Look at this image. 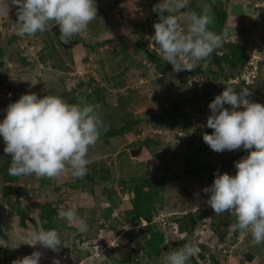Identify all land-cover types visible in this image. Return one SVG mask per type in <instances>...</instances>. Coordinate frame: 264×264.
<instances>
[{"label":"clouds","instance_id":"obj_1","mask_svg":"<svg viewBox=\"0 0 264 264\" xmlns=\"http://www.w3.org/2000/svg\"><path fill=\"white\" fill-rule=\"evenodd\" d=\"M11 4L17 7V21L14 22L13 28L21 40L27 41L28 44L29 37L38 34L37 32H45L51 21L55 23L49 25L50 32L53 25H59V37L67 43L75 35L85 32L97 17L96 0H11ZM187 4L188 0H162L156 4L152 11L158 14L159 20L153 25L155 34L151 40L162 53V57L147 44L148 51L171 64L175 72L183 71L186 75L188 73L185 71H197L196 61L206 60L214 51L221 48L226 36V33L217 34L209 29L214 23L209 9L205 8L199 14L195 11H184ZM182 24L186 26L183 30ZM139 26L143 35V27ZM53 36L55 37L54 34ZM111 40L104 39L102 44L110 43ZM256 45L258 44H253V47ZM249 53L250 49L248 55ZM238 72L240 70L236 71ZM6 92L11 93L9 90ZM194 92H197L196 88ZM2 94L4 97L5 92H1L0 96ZM251 95L248 88L236 91L225 85L222 94L217 95L209 104L211 114L207 118L206 127L214 131L212 134L204 132L201 139L203 138L216 153L243 148L249 151V154L235 162L237 171L234 176L220 174L219 171L214 173L213 184L204 188L203 192L210 194L206 203L217 216L228 212L235 217V223L229 226L230 230L238 231L241 236L250 234L253 243L261 245L264 244V105L251 101L249 99ZM98 108V105L92 104H69L60 96L52 94L39 98L35 93L24 94L17 102L10 103L5 110L6 117L0 123V136L6 145L4 152L11 157L8 174L16 177L34 175L60 182L62 174L67 171L73 178L83 179L88 174V165L91 163L88 159L89 149L95 147L101 134L100 129L103 127ZM194 125L182 128L183 130L176 132V135L180 132L185 136L189 135ZM172 130L174 129L168 127L166 129L149 127L142 132L139 131L137 139L156 140L157 136L173 133ZM200 135L198 134V138ZM191 139L196 141L197 135ZM185 141L191 140L186 137ZM138 148L143 149L142 146L133 149ZM129 155L131 156L130 152ZM115 215L111 218L117 220ZM58 218L74 225L80 233L89 230L87 222L71 208L65 210L61 206ZM121 223L123 222H119L120 225ZM123 224L127 227L140 225L128 222ZM102 225L105 223L101 222ZM131 230L137 231L134 228ZM31 237L36 241L32 246L40 244L54 253H58L61 248L60 234L55 229L40 228L32 233ZM96 239L87 240L95 244L93 242ZM123 240L108 244L105 242V246L118 248L115 243H123ZM175 241L177 240L165 246L163 240L165 247L163 250H167L166 247H170ZM78 248L82 250L80 244ZM74 250L73 245L70 251ZM106 252L105 250L101 255L106 257ZM195 252V246L189 242L167 252L165 258L167 264H188ZM84 254L82 260L77 262V259H73V263L80 264L83 261L88 262L90 258H96L90 257V253L85 251ZM7 256L6 250L0 249V264H8ZM41 257L42 253L35 251L31 255L13 260L12 264H40ZM53 264H60V260L54 258Z\"/></svg>","mask_w":264,"mask_h":264},{"label":"rangeland","instance_id":"obj_2","mask_svg":"<svg viewBox=\"0 0 264 264\" xmlns=\"http://www.w3.org/2000/svg\"><path fill=\"white\" fill-rule=\"evenodd\" d=\"M196 1H197L198 7H201L203 9L207 8L210 11L212 9V6L216 4L217 2L216 0H196ZM161 2L162 0L159 1V3ZM96 5H97V17L90 23L87 30L85 31L87 32L88 36L84 39L83 38L80 39V42L81 43L85 42L86 43L85 49L89 50L90 44L91 46L97 47V42L95 43L93 41H90L92 38V34L96 37L98 41H99V36H101V44L98 46L105 45L106 42L102 44V41H104V39H110L113 37L115 39L114 41L110 42L112 44L104 46L103 47L104 50H102V52L98 51V49L97 50L95 49L96 51L94 52L95 54L99 55L100 59H98L97 57L94 58V62H92L93 68L90 72L87 73L88 79L84 80L82 76L81 77L79 76L80 77L79 79L74 80L73 82H70V83L69 81L67 82L65 91L68 90V91H71L70 93L73 92L71 96V101L75 99L77 102L76 104H83L82 102L84 101L86 104H88L86 96H87V93L91 92V90L89 89L90 82H93L94 84H100L103 87H107L105 77L106 75L108 77L111 72L113 75H116V74H119L121 71H127L128 72L127 75L129 76L131 72H134L136 74H134L132 77L137 78L140 76V74L143 75L147 72V71H144L145 68L149 70L155 67L153 62L150 59H148L144 54L139 53L136 48L137 45L142 43L141 36H140V34L142 35V31L139 28L140 27L139 25L143 27V32H144L143 37L145 38V41L147 44L152 43L151 37L154 36V33H155L153 31H152L153 35L146 33V30H148L149 32L151 31V28L153 25V23H151V20L155 13L152 11V9L149 8L148 3L145 0H101V1L96 0ZM141 11H143L144 13L143 16L140 15ZM184 11H192L190 9L189 1L187 4V8L184 9ZM145 20H148L149 22H146ZM53 22L54 21H51L50 23H53ZM46 27H47V30L45 32H42V33L38 32V34H35L34 36H30L29 44L25 42L24 40L22 41L21 38L15 37V39L11 40L10 45L12 46L5 51L4 47L7 45V42L9 38L11 37L10 33H12L13 30L11 28V30L8 32L7 30H5V27L2 26V23L0 22V28H1L0 29L1 31L0 32V48L3 51L2 54L0 52V63L5 64L4 67H0V93L5 92L4 97H3V94L2 96H0V99H1L0 100V118H1L0 123H2L4 118L6 117L5 110L7 106L10 103L17 102L20 98L18 96H15L14 94L9 95L10 92L7 93L6 90H9L11 91V93H14L16 91H19V89L21 88H26V86L28 85L29 87L27 88L34 89V90H30L29 94L35 93L38 95L39 98H43L44 96L49 95V94L57 95L63 98L62 93H64L65 91L62 93L59 91L57 93V89L52 88V87L49 88L47 84H44V86L41 87V85H43L42 84L44 80L43 78H45L46 80V79H50V77L47 76L45 73L42 74L43 72L41 73L38 67L35 66L41 63V61L38 58V53L41 51V49L45 48L49 44L48 41L51 38L50 34L52 33L50 32L49 24ZM185 27L186 26L182 24V30L185 29ZM124 29L125 31H128L130 29L128 32L129 38L121 40L122 35L123 37H125ZM226 29H228L227 26H226ZM255 32L256 30L250 29L249 26L246 24H242V26L240 24V27H238V29L235 30V34L241 33L246 38H248V36L254 35ZM259 33H261V30L259 31ZM14 34L16 36H20L17 34L16 31ZM75 36L78 37V35H75ZM87 38H90V39L87 40ZM261 38L264 40V29L261 34ZM257 42H254L253 44L257 43L258 45H264L260 41H257ZM252 43L250 42L248 44L250 50L253 49V45L251 46ZM120 45H121V48L125 51V53L118 50ZM30 48L34 49V51H32ZM73 48H75V46ZM149 48H150V45H149ZM48 54L49 53H46V56L50 57L48 60L49 66L44 63L43 65H46V67L44 68H49V70L54 71V72L61 71L64 73L67 71V69H69L67 67L65 69L64 62L62 61L64 59L63 55H60L59 57H55V56H52L54 55V53L51 55H48ZM137 65H141L142 67H144L143 71L139 69V66ZM211 68L212 66L208 67V69H211ZM261 69L263 70L259 71L260 74L258 78L255 80V82L252 83V85L239 86V85L229 84L228 83L229 79L226 80L224 78V75H222V78L218 80H215V81H213V79L210 80L212 81L211 84L214 85V88H210V87L204 88L206 86H203L202 89H200V91L204 95L202 98L204 99L205 108L202 109L203 105H200V104L197 105L195 102H193L190 106L188 105L184 107L185 109H187L185 111H188L187 119L189 118L188 120L191 121V125L200 124L199 126L200 131L199 133H197L196 141H193L191 137H188V135H186V137H188L191 141L185 142L186 137L184 135L182 142L180 143L176 142L180 140V137L176 135V132L181 131V130L174 129L172 130L174 131L173 133L171 134L168 133L164 137L160 139L158 138L159 140H157V137L159 136L156 137V140L162 143L160 149L158 148V150H162V153L157 152L155 155L152 156L151 159L148 158L150 160H146V161L143 160L141 161V163H139L135 160L142 159L141 155L138 157H131L130 155L128 156V154L125 156V159H120L121 156L123 155L122 152L119 153L118 155L111 153L113 154L111 155V160L103 161L104 158L103 159L99 158V161H101L102 163H106L104 167H108V168L110 167L112 168L111 170L113 171V175H114L113 183L114 184L112 185V187L110 186V189L113 193L111 203L120 205L119 206L120 211L119 212L116 211V215H117L116 218L119 222H123V223L128 222V223H131L132 225H136V223H134L133 221L132 215L130 214L132 210L128 208L132 207V200L134 197V192H133L134 189L132 187L135 184L141 185L142 184L141 181L143 179L145 180V179L151 178L155 180H162V179L167 180V185H165L164 187H158V188L157 187L151 188L149 186L145 187V191H156L160 194L159 196L160 199L158 198V200L154 204L155 210H156V213L154 216H162V215H165L167 212L179 213L180 211L184 210V213L180 212L178 214L179 216H176L177 218H175V220L182 219L183 217L186 216L185 213L196 212V209L198 210L199 207H204V205L205 206L208 205L206 203V200L210 197V194H205L203 192V189L205 187H210L213 184L215 177L207 178V177H203L204 175L199 174V173H196L200 175L198 177H194L190 174H185L186 171L188 170V169H185L184 167L185 155L187 154V150H188V153L190 154L191 149L195 147L204 146L205 148L204 151H201V154L199 155L201 156V159L203 160L202 164L205 166L208 165L210 167L211 166L216 167L221 164H225L228 160L231 159L235 151L229 152L226 150L223 153H216L212 151L210 147L203 141V138L201 139V136L203 135L204 132H206V129H207L206 127L207 118L211 114V111L209 109V104L215 99L217 95L222 94V92L225 90V85H227L236 91H239L242 88H248L249 91L252 93L249 99L253 102H257V103L264 105V60H262ZM225 74L232 75L234 77L236 72L228 70ZM148 75L149 77H153V73L151 71L148 73ZM61 78L62 77H60V79ZM185 78H188V77L186 74L183 73L182 80ZM83 81L85 82L87 81L86 83L84 82L85 83L84 86H82V83H80ZM128 82L126 78L124 77V79L122 80L123 86H121L123 92H125L126 89L128 88L130 84ZM6 84L8 85L7 87L4 86ZM40 88H42L43 90ZM179 89L183 91V93L190 94V92L184 89V86H181V88L179 87ZM196 93L197 92H192L191 95H195ZM112 94L113 92H111L110 95ZM63 99L66 100L65 98ZM167 101L164 100L160 104L161 105L160 107H164L167 105H169L170 107L172 102L169 99ZM178 106H177L178 111H179L178 113H183L184 111L182 110V108ZM227 106L228 105H225V107ZM124 115L121 118L119 117V115L116 114L115 111H112L109 116L107 115V119L104 120L103 127L111 128L113 126H118V125L121 126L120 121L126 120V117ZM118 119H119V122H118ZM156 121H159V120L156 119ZM152 124L153 123H150V122L149 124L142 123L143 128H140V130L141 131L146 130L147 128L151 127L150 125ZM198 134H201L199 138H198ZM106 141L108 140H105V141L103 140V142H101L102 144H100V146L103 149H106V147L109 146L105 144ZM5 147L6 145L3 140V137L0 136V170H1L0 176L1 177L4 176V172L2 171V169H4L3 167L8 166V162L11 159V157L4 152ZM94 148L95 147H91L89 149L88 159L93 158L98 155L96 154L97 150H95ZM97 149L99 151H102L100 147H98ZM252 150H255V149H252ZM115 152L116 151H114V153ZM149 157H151V155H149ZM174 161L175 162L178 161V162L174 163ZM99 169H100V166H99ZM235 171H236L235 168L224 167L219 173L220 174L227 173L229 175H232L233 173H235ZM175 177L182 178L184 179V181L180 182L179 180H176ZM78 180H79V185L73 186L72 183L77 182ZM78 180L77 178H73L70 172L66 171L65 173L62 174V180L60 182H57L55 179H52L53 186L48 189H44V188L39 187L40 182L37 176H34V175L33 176H22L20 177V180L16 182V185L14 186L15 190H12L10 192V195L7 198H5L3 194L5 186L1 185L0 201L4 203L9 202L11 208L8 211H10L13 214V219L15 222L20 219L19 212H18L19 209L14 206L16 193H21L22 195L21 203L22 205H26L27 209L29 208L28 212L31 215L30 217L32 218H35L36 215L39 213L40 205L41 206L45 205L47 202L51 203V201L54 202L52 203L54 205L56 203L58 204V202H61V205L59 206V208L61 206H63L64 208L65 206L64 202L70 201L71 203L66 204L67 208L66 209L64 208V209L67 210L71 208L72 210H74L72 208V203L76 202L77 199L81 195L86 193L90 189V186H91V183H90L91 181L89 180H84L82 183H80V179ZM196 185H197V188H196ZM108 204L111 205L110 201L108 202ZM74 211L79 216H81L85 221L88 220L86 218L87 215L80 212V210H77V211L74 210ZM112 213H114V210L112 211ZM226 214H228V212H225L223 215H219L217 217H219L218 219H222L224 217L228 218ZM101 216H105L106 218V215L104 213H101ZM232 217L234 218V216L230 215L229 213V218L231 219ZM168 220H171V218H168ZM143 221H147V220L143 219ZM61 223H65V220H61ZM123 223H121V225L118 223L120 231L118 230L117 225L114 226L115 230L119 234L120 232L122 233L124 231L122 229V227L124 226ZM140 224L142 225V221L140 222ZM202 224L205 225V223L203 222L201 223V225ZM108 226L110 229H114L112 227V224H108ZM3 227H5L4 224H3ZM4 230L7 231V233L6 232L5 233L8 235L5 238V241L8 242L10 246H12L10 248L11 262L13 260H16L17 258H23L25 256L31 255L35 251L41 252L42 256H44V253H43L44 247L39 245L31 249L28 246V244L24 243L23 241H21V239L16 237L17 235H20V231L19 230L17 231L15 227H9L7 229L5 227ZM10 230L11 231L13 230V231L11 232ZM195 233L197 235L202 234L203 239L205 238V234H207L205 232H204L205 234H203L201 233V231L200 232L195 231ZM14 235L16 238H14ZM94 235H96V233H94ZM138 235L140 237H138ZM208 235L206 236V239L208 238ZM123 236H126L125 238H126V241H128V244H125V245H127L129 248L126 246H123L122 242L115 243V245L118 247L122 245V247L125 249L124 251L121 252V256L123 257V259H130L129 264H167V260L165 258L166 253L171 250H174L172 249L174 246L173 245V246L167 247V251L164 254L162 251V256L160 258L156 257L153 259H147L142 256L143 255L142 249L145 250V243L147 242V240H149L148 239L149 235L146 232H144L143 230H137V231L136 230H131V231L126 230ZM192 239H194L192 236L188 237V239L185 240V243H189V242L194 243L195 240H192ZM123 241L124 243L126 242L125 240ZM3 243H4V239L0 238V244H3ZM71 243H72V240L69 241L67 244H65L67 249H70V247L73 246V243L72 244ZM208 243L206 244L209 245ZM120 248L116 250H119ZM132 248L135 252L137 248H140L141 250L135 253V252H132ZM46 251L48 250L46 249ZM69 251L70 250H67V252ZM80 251L81 252L78 251L73 254L75 258H78L77 262L82 260L85 255L84 249ZM106 251H107L106 257L100 254L96 258H90L87 263H91L92 261H95L93 264H106L109 261L113 262L114 260L113 256L115 255L113 254L114 252H110L113 250H111L110 247H107ZM196 253L197 251L195 252V254ZM8 254L9 253H7V255ZM56 254L58 255V253L52 252L53 257H55ZM91 256H94V255L91 254L90 257ZM44 257L46 258V261L52 260L53 258V257L49 258L46 256ZM58 259L60 260L62 264H72L70 260L63 259L61 254L59 255ZM197 260L199 261V263H203L200 260V258H198ZM112 264H115V263H112ZM188 264H193L192 259H189ZM210 264H213V263L211 262Z\"/></svg>","mask_w":264,"mask_h":264},{"label":"crops","instance_id":"obj_3","mask_svg":"<svg viewBox=\"0 0 264 264\" xmlns=\"http://www.w3.org/2000/svg\"><path fill=\"white\" fill-rule=\"evenodd\" d=\"M216 1H219V0H216ZM220 1H223V0H220ZM225 1L226 0H224V2ZM16 11H17V7L11 4V0H0V22L2 23V26L5 27V30H7L8 32L12 28L13 32L11 31L12 33H10V36L15 33L13 25H14V22L17 21ZM227 12H228V17H227L225 24H220V25L214 24L213 26H211L212 28L210 27L211 31L217 34L226 33V37H224L225 42L235 43V41L237 40L236 41L237 43H248L249 44L250 42L252 43L253 41L254 42L260 41L261 43L264 44V40L261 38V34L264 29V16H263L264 15V0H230L229 6L227 8ZM51 24L52 23L49 22V25ZM240 24L241 26L242 24H246L249 26L250 29L256 30L255 34L257 36L254 34L246 38L241 33L235 34V30L238 29V27H240ZM226 26L228 27V29H226ZM46 30H47V27H46ZM129 30L125 31L124 29L125 37H123L122 35L121 40L129 38L128 37ZM260 30H261V33H259ZM50 36L51 38L48 41L49 44L45 48L41 49V51L38 53V58L41 61V63L37 64L36 62L37 65L35 66L38 67L41 73L43 72L42 74L45 73L47 76L50 77V79H46V80L45 78H43L44 79L42 83L43 85H41V87L44 86V84H47L49 88L52 87V88L57 89V93L59 91L61 93L65 91V87L67 86L68 81L69 83L73 82L74 80L79 79L81 76L84 80L88 79L87 73L90 72L93 68L92 62H94V58L97 57L98 59H100L99 55L95 54L94 51L98 49V51L102 52V50H104L103 49L104 46L112 44V43H106V45L104 46L97 45V47L91 46L90 44L89 50H86L85 49L86 43L80 42V39L82 38L84 39L88 36L87 32H83L81 34H78V37L74 36L70 39L74 41H79L77 45L75 46V48L66 50L57 42V40L52 34H50ZM113 38H110L112 39L111 41H114ZM89 39L90 38H87V40ZM90 41H93L95 43L97 42V44L100 45L101 36H99V41H98L96 37L92 34V38ZM253 43L251 44V46L253 45ZM118 50L125 53V51L121 48V45L119 46ZM46 53H49L48 55H51L54 53V55L52 56H55V57H59L60 55H63L64 59L62 61L64 62L65 69L66 67L69 69H67V71L64 73L61 71L54 72V71L49 70V68H44L46 67V65L49 66L48 60L50 57L46 56ZM44 63L46 65H43ZM195 63H196V68L205 66V63L203 60L196 61ZM137 66H139V69L143 71L144 67H142L141 65H137ZM205 67H208V66H205ZM144 71H147L145 74H143L144 76L140 74V76L137 78L132 77L134 74H136L134 72H131L130 76L127 75L128 72L125 74L124 77L126 78L127 82L130 80L128 82L130 84L125 92H123L121 86H117L118 88H112V86H110L111 84L107 82L109 78H117L118 74L113 75L111 72L110 75L108 76L109 77L108 79L106 75L105 80H106L107 87H104V88L108 90V93L106 95L105 103L101 102V103L95 104L99 106L98 112L102 114L101 116L102 123L104 122L105 119H107V115L109 116L112 111H115L116 114L119 115V117L121 118L125 114L124 116L126 117V120L120 121L121 126L128 125V124H132L134 126L133 127L134 130L128 133L127 135H125L126 143H123V142L121 143V145L119 146L117 150V154L115 155H118L119 153L122 152L123 155L121 156L120 159H125V156L129 154L131 149L142 146L143 147L142 153H141L142 159L135 160L139 163H141V161L143 160L145 161L150 160L152 156L155 155L157 152L162 153V150H158V149H156L153 153L149 152L147 148L142 144L144 140L137 139L139 138V136L136 135L138 133L137 130L141 131L140 128H143L142 123L149 124L150 122V123H153L152 125H150L151 127L160 128L159 122L156 121V119H158L159 116L164 114L166 111H169L170 107L173 104L179 105L182 108V110L183 109L187 110L184 107L188 105L190 106L194 102L193 100H191L194 97V95H191V93L194 92V90L190 89L189 87H186L185 81H184L185 79L182 80V74L184 73L183 71L175 72L173 70V71L162 73V72H158L155 69V67L149 70L145 68ZM150 71L153 73V77H149L148 73ZM60 77L62 78L60 79ZM84 82L85 81L80 82V83L85 84L87 81L85 83ZM181 86H184V89L190 92V94L183 93V91L179 89V87L181 88ZM27 87L29 86L27 85L26 88H21L19 89V91H16L14 93H9V95L14 94L15 96L21 97L24 94H29L30 90H34V89H29ZM111 92H113L112 95H110ZM72 93L70 95V98L72 96ZM90 94L91 93H87V96H86L88 104H92L91 101L95 102V99L92 96H90ZM185 98L190 99V101L184 104L178 103V101L185 99ZM168 99L171 100L172 102L171 106L169 107V105L166 104L167 106L160 107L161 106L160 104L164 100L167 101ZM82 103L86 105L85 101ZM0 121H1V118H0ZM118 122H119V119H118ZM175 129H178V128H175ZM178 130H183V129L180 128ZM135 131H136V134H135ZM165 135L166 134L160 135L158 138L160 139L164 137ZM185 142H188V141H185ZM107 145H111L110 141H109V144ZM242 149L243 148H241L240 150ZM240 150H236L235 152L240 151ZM149 155H151V157H149ZM99 158L100 159L104 158L103 161L111 160V155L99 156L98 154L97 156L93 158H89L91 160V163L88 165V172L92 174L95 172H98V180L96 183L89 180L91 181L90 189L86 193L81 195L77 199L76 202L72 203V208L76 211L80 210V212L87 215L86 218L88 220H86V222L89 226V230L85 233H82L84 236H89L90 239L102 238L107 244L112 243L114 241H121L122 239L126 241V238H125L126 236L121 237L122 233L120 232L119 234L114 228L115 225L118 226L119 221L111 218L112 215H115L116 211L118 212L120 211L119 204L117 205V204L111 203L113 193L110 189V186L112 187V185L114 184L113 183V179H114L113 171L111 170L112 168L110 167L109 168L104 167L106 163H102L101 161H99ZM177 162L174 161V163H177ZM99 166H100V169H99ZM194 177H198V176H194ZM0 179H1L0 187L1 185H4V186L8 185L4 182L3 177L0 176ZM179 181L183 182L184 179L179 178ZM15 185L16 183L11 184V187H13L12 190H15L14 189ZM196 188H197V185H196ZM16 194H15V200L17 199ZM19 194H20V199H17L18 206L25 212H28L29 208L27 209L26 205H22L21 203L22 195L21 193ZM109 201L112 206L108 204ZM51 203H54V202L51 201ZM69 203L71 202L70 201L64 202L65 209L67 208L66 204H69ZM52 205L54 206V204ZM10 208L11 207H10L9 202L4 203L0 201V215H1L0 216V238L4 239V243L0 244V249H4L6 250L7 253H9L7 256V261L8 263L12 264L11 259H10V256H11L10 248L12 246H10L8 242L5 241V238L8 236L6 234L7 231L4 230L5 227L6 229L9 227H15L17 231L19 230L20 235H17L16 237L21 239V241L28 244V246L31 249H33L36 246H39L40 244L32 246L33 244L36 243V241L31 237V234L38 231L40 228L44 229L45 221L42 215L40 214L41 213V210H40L39 213L36 215L37 218L36 217L34 218L35 224H33L32 226L31 225L23 226L20 222V219L17 220L16 222L14 221L13 214L10 211H8L10 210ZM131 208H128V209H131ZM199 208L206 209L208 212L212 211L213 213L212 216L215 217V219H213L208 224L205 223V225L204 224L198 225L196 229L197 232L201 231V233L203 234L207 233L205 234L204 239L202 238V234L197 235V236L195 235L192 236L194 238L192 240H195L194 243L192 244H194L196 251H197V253L194 254L192 258H190L192 259L193 264H210L211 262L213 264H264V244H261V245L254 244L250 234L245 235V236H241V235L235 236L233 234L234 230H230V227H229L231 224L235 223L233 218L230 219L228 216V218L224 217L222 219H218L217 215L214 213L213 209L209 205L207 206L204 205V207H199ZM113 210H114V213H112ZM101 213H104L106 215V218L105 216H101ZM228 214H226V216ZM209 220H211V217H209ZM209 220H207V222ZM32 221L33 219L32 217H30L28 222H32ZM101 222H104L105 225L100 226ZM3 224L5 227H3ZM108 224H112V227L114 229H110ZM66 226H67L66 228H60L59 230H56L60 234V238L63 243V246H66L65 244L73 240V238H75L80 233L74 225H70L67 222ZM183 226L185 230L184 231H182L181 229L179 230L180 236L178 237V240L175 242H178L181 240L180 238L185 237L187 229L190 228L191 224L188 220H186L183 223ZM118 230L120 231L119 226H118ZM147 231L145 230L144 232L147 233ZM94 233H96V235H94ZM207 235H208V238L206 239ZM16 237L14 235V238ZM138 237L140 236L138 235ZM204 241L206 243L209 242L208 243L209 245H207ZM203 243L205 245L204 246L205 249L201 248ZM125 244H128V241H126L123 244V246L128 247ZM120 247H122V245L119 246L118 248ZM118 248H111V250L113 251H110V252H114L113 254L115 255L113 256L114 260L113 262L109 261L106 264H112V263L129 264L130 259H123V257L121 256V252L124 251L125 249L122 247L119 250H116ZM178 248L180 247L173 246L172 249H178ZM47 250L49 252L46 251L45 248H43L44 256L52 258L53 257L52 251L49 249ZM139 250L141 249L137 248L135 252L132 248V252H135V253L139 252ZM166 251L163 250V254ZM60 254L62 255L63 259L70 260L72 264H74L73 259H78L74 257L73 255L74 253L72 252L68 253L65 250L64 252L59 250L58 255L56 254L55 257L52 258V260L46 261V258L42 256V259L40 260V264H53L54 258L58 259ZM161 256H162V253L158 257L160 258ZM198 258H200V260L203 263H199V261L197 260ZM94 262L95 261H92L91 263H87L83 261L80 264H93ZM60 264L62 263L60 262Z\"/></svg>","mask_w":264,"mask_h":264},{"label":"trees","instance_id":"obj_4","mask_svg":"<svg viewBox=\"0 0 264 264\" xmlns=\"http://www.w3.org/2000/svg\"><path fill=\"white\" fill-rule=\"evenodd\" d=\"M98 1H101V0H98ZM145 1L148 3L149 8L153 9V7L156 4H158L160 0H145ZM188 1L190 4V9L192 11H195L198 14L202 12L203 8L197 6L196 0H188ZM229 3H230V0H226L225 2L219 0L216 2V4L212 6L210 13L212 14L214 18V23L209 26V29L214 24L215 25L225 24L227 17H228L227 8L229 6ZM158 20H159L158 14L155 12L152 17L151 23H153L154 25V23L158 22ZM153 25L150 31L151 33L155 32ZM140 36H141L142 43L136 46L138 52L144 54L148 59H150L155 65V69L158 72L165 73V72L173 71V66L171 64H168L165 60L159 58L156 54L148 51L149 48H148L147 43L144 40L143 35L140 34ZM15 37L20 38V36H16L14 34L11 35V37L9 38L7 42V45L4 47L5 51L12 46L10 45L11 40L15 39ZM248 51H249L248 43H237V42L231 43V42L224 41L223 46L221 48L214 51L211 54V56L208 57L206 60H203L205 63V66H208V67L212 66V68L208 69V67H205V66L199 67V68H196L197 72L200 73L201 75L206 76L208 80H211V79H213V81L218 80L222 78V75H224V78L227 80L232 76V75L225 74L228 70L236 72V71L243 69L246 66L247 62L249 61ZM0 52L1 54L3 53L1 48H0ZM4 66H5L4 63L3 64L0 63V67H4ZM185 72H187L188 74H191L188 71H185ZM125 73L126 72L124 71L118 74L117 78L107 77V79L109 78L107 82L111 84L110 86H112V88H118L117 86H123L121 79L124 78ZM89 84H90L89 89L91 90L90 96H92L95 99V102L91 101L92 105H95L101 102L105 103L108 90L104 88L103 86H101L100 84L96 85L93 82H90ZM209 87L214 88V85L208 82L206 84V88H209ZM195 88L196 87L192 89L195 90ZM62 95H63V98L66 99L65 101L66 102L68 101L69 104L77 103L75 99L71 101V98H70L71 93L69 91L66 90L64 93H62ZM200 99H201V96L197 95L196 93L191 100H193L198 105ZM189 101L190 99L185 98V99L178 101V103L184 104ZM80 105H85V104H80ZM177 106L178 105L173 104L169 111H166L164 114L159 116L158 122H159L160 128L166 129V127H168L170 129H175V128L180 129V128H187V126L191 125V121L188 120L189 118L187 119V116H188L187 112L178 113L179 111H178ZM227 107L230 108V106H227ZM99 115L100 117L102 116L101 113H99ZM133 127L134 126L132 124H128L124 126L118 125V126H113L111 128L102 127L100 129V133H101L100 138L102 139L99 138V141H97L95 148H94L95 150H97L96 154H99V156L117 154V150L119 146L121 145V143L122 142L126 143L125 135L132 132L134 130ZM213 131L214 130L210 128L206 130L208 134H212ZM137 132L139 133V130H137ZM135 134H136V131H135ZM103 140L104 141L108 140L111 143V145L106 147V149H103L100 146ZM142 144L147 148L149 152L153 153L159 146H161L162 143H160L159 141L155 139L149 138L145 140ZM98 147H100L102 151H99L97 149ZM204 149H205L204 146L195 147L190 150L192 153V154L190 153L191 155L188 153V150H187V155L185 157V168L188 170H191L195 174L196 173L202 174L204 175L203 177H207V178L215 177L214 173H216L217 171L220 172L224 167L235 168V162H238L242 157L249 154V151L242 149L240 151L234 152L231 159L228 160L225 164H222L216 167H212V166L210 167L208 165L205 166L202 164L203 160L201 159V156L199 154H201V151H204ZM114 151L116 152L114 153ZM10 162L11 161L8 162V166L3 167L4 169H2V171L4 172V176H3L4 182L8 184L4 187L5 189H4L3 194L5 197H8L10 195V192L13 189V187H11V184L16 183L17 181L20 180V177L11 176L8 174V168L10 167ZM236 171L235 173L232 174L233 176L236 174ZM37 178L40 182L39 187L48 189L53 186L52 179L42 178V177H37ZM175 178L176 180H179V177H175ZM84 180H91L92 182L96 183L98 180V172H95L93 174L88 172V174L83 179H80V182H83ZM141 182H142L141 185L135 184L132 187L134 189L133 191L134 197L132 200V208H131L132 211L130 212V214L133 217L134 223L138 224L142 221V219L147 220V222L151 223L153 222L154 217H155L154 215L156 213L154 204L158 200L160 194L156 191H145V187L147 186L151 188L164 187L165 185H167V180L166 179L155 180V179L150 178V179H145V180L143 179ZM72 185L73 186L79 185V180L77 182L72 183ZM16 197L17 199H20V194L17 193ZM17 199L14 202V206L19 209L18 212H19V218H20L21 224L23 226L24 225L32 226L33 224H35V219L32 218L33 221L28 222L30 218V214L28 212H25L18 206ZM60 205H61V202H58V204L56 203L54 206L52 205V203L47 202L45 205L40 206V210H41L40 214L42 215L45 221V225H44L45 230H49V229L59 230L60 228L67 227L66 226L67 221L65 220V223H61V219L58 218V211L61 208V207L59 208ZM180 212L184 213V210ZM179 213L167 212V214H165V215L171 216L174 219L175 223L179 226V230L180 229L182 231L185 230L183 223L186 220H188L191 224L190 228L187 229V232L185 231L186 232L185 237L180 238L181 240L178 241L177 243L176 242L171 243V245H174L177 247H181L182 245H184L185 240H187L188 237L194 236V235L197 236L195 231L199 224H201L202 222L208 224L213 219H215V217L212 216L213 214L212 211L208 212L206 209H203V208H199L198 210H196V212H193V213H185L186 214L185 217H183L182 219L175 220V218H177L176 216H179L178 215ZM227 216H229V214ZM209 217H211V220H209ZM233 219L235 222V217ZM207 220L209 221L207 222ZM147 234L149 235V238H148L149 240H147V242L145 243V250L142 249L143 250L142 256L147 259L148 258L152 259L154 257L160 256L163 249L165 248L163 246L164 234L158 228H156V226H151L150 228H148ZM233 234L235 236L240 235V233L236 230H234ZM87 239H89V236H84L82 233H79L75 238H73L74 240L73 245L75 246V250L73 252L74 253L78 251L80 252L78 248V244H82ZM204 246L205 245L203 243L201 248L205 249ZM72 249H73V246H71L70 249H66L65 247H63V243L61 244L60 250L62 252H64V250L66 251V250H72ZM69 252H72V251H69Z\"/></svg>","mask_w":264,"mask_h":264},{"label":"built area","instance_id":"obj_5","mask_svg":"<svg viewBox=\"0 0 264 264\" xmlns=\"http://www.w3.org/2000/svg\"><path fill=\"white\" fill-rule=\"evenodd\" d=\"M140 15L141 16L144 15L143 11H141ZM145 21L148 22V20H145ZM146 33L151 34L148 30H146ZM151 42L152 43H150V48L152 50H155L157 54L162 57V53L158 50L156 46H154L153 41ZM262 60H264V45H256L253 47L252 50H250L249 61L246 67L243 70H240V72L236 73L234 77L230 78L228 80V83L233 84V85H249V84L254 83L256 78L259 75V69L262 66ZM188 72H190L191 74L187 75L188 78L185 79V83L189 88L196 87L197 95L201 96L199 104L203 105L202 109H204L205 104H204V99L202 98L204 95L200 91V89H202L203 86H206L208 82L211 83L212 81L208 80L206 76L201 75L195 70H191ZM199 126L200 124L194 125L188 137L195 138L197 135V131H200ZM178 136L180 137V141H182L184 134L180 132ZM168 218H171V220H168ZM150 226H156L161 232H164V245L165 246L174 240H178V237L180 236L178 225L175 223L173 218L169 215L155 216L154 221L151 223L143 221L142 225L140 224L134 227L124 226L123 230L126 231V230H130L133 228L137 230L139 229L146 230ZM93 243L95 244H92L90 243L89 240H86L85 242L80 244V248L84 249L86 253H90V255L91 254L94 255L93 257H97L101 253H104V251L106 250V246H105V241L103 239L98 238Z\"/></svg>","mask_w":264,"mask_h":264},{"label":"water","instance_id":"obj_6","mask_svg":"<svg viewBox=\"0 0 264 264\" xmlns=\"http://www.w3.org/2000/svg\"><path fill=\"white\" fill-rule=\"evenodd\" d=\"M51 32L55 35L58 43L62 47H64L66 50L72 49L78 43L77 41H72V40H69L67 43H65L63 40H61L59 37V35H60L59 25H53L51 28ZM106 143L109 144V141H106ZM141 151H142V148L133 149L130 151V154L132 157H138L141 154ZM185 174L196 175L191 170H187ZM196 176H200V175H196ZM30 221H31V219H30Z\"/></svg>","mask_w":264,"mask_h":264}]
</instances>
